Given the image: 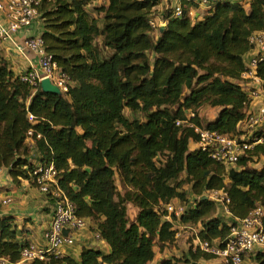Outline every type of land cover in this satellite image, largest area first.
I'll return each instance as SVG.
<instances>
[{"label":"trees","instance_id":"obj_1","mask_svg":"<svg viewBox=\"0 0 264 264\" xmlns=\"http://www.w3.org/2000/svg\"><path fill=\"white\" fill-rule=\"evenodd\" d=\"M160 3L43 0L41 37L70 79L67 93L22 82L32 68L16 75L0 54V168L20 183L32 182L37 164L31 154L53 164L78 216L110 246L109 253L85 248L78 259L63 255L77 240L33 264H150L156 247L163 253L178 243L177 223L195 229L194 241L184 256L161 264H201L216 258L194 251L197 238L223 241L231 223L264 208V130L245 134L250 143L263 142L226 165L192 148L199 135L177 125L193 112V123L204 129L244 136L240 127L258 109L250 94L260 88L244 87L241 79L253 50L250 40L264 32V0L223 3L196 22L187 5L182 18L169 12L161 18L168 20L166 30L154 40L150 22ZM258 73L264 79V63ZM205 108L219 110L214 120L202 119ZM126 110L144 118L130 119ZM255 162L260 166H251ZM214 192L231 200L230 222L219 217L223 208L210 198ZM170 204L183 213L169 212ZM130 206L137 209L135 217ZM22 239L16 218L1 216L0 257L18 262L30 242ZM248 261L264 264V250Z\"/></svg>","mask_w":264,"mask_h":264},{"label":"built area","instance_id":"obj_2","mask_svg":"<svg viewBox=\"0 0 264 264\" xmlns=\"http://www.w3.org/2000/svg\"><path fill=\"white\" fill-rule=\"evenodd\" d=\"M173 1H176V4H173ZM42 2L43 0H0V14L3 16V19L0 18V44L9 45L26 59L30 55H35L39 59L40 69L32 68L22 74V82L36 88L44 79L49 78L62 93H67L70 89V79L59 70L53 56L46 51L42 37L20 38L22 31L40 21L39 8ZM161 2L165 3L167 10H170L172 18H182L187 5L204 7L210 11L220 4L242 2V0H161ZM157 21L163 22L164 20L153 18L150 22L153 28H156ZM250 42L253 50L249 55L241 80L244 87L252 84L260 88L250 94L254 100L253 105L258 108L255 112H250L247 118L249 129L253 132L264 129V91L262 90L264 79L258 73L260 64L264 63V32L254 34ZM195 117V113L192 112L185 121H178L177 125H187L193 129L200 138L199 143L194 147L208 152L211 159L216 162L226 165L236 164L247 150L252 149L256 143L263 142L260 140L250 143L246 135L231 137L204 129L193 123ZM29 119L34 121L33 116ZM29 136H33V133L30 132ZM2 171L3 169L0 168V172ZM31 177V181L39 192L49 196L54 202L52 222L43 236V243L29 242L23 248L21 259L18 262H11L7 258L0 257V264H33L36 261H44L48 255L59 254L63 248L74 246L77 242V235L91 229L90 221L78 216L74 204L60 189L59 173L53 164L38 163ZM210 198L222 202L226 213L230 215L231 200L226 193L214 192ZM0 202L4 206H11L14 200L11 196L1 198L0 193ZM167 209L178 216L184 211L183 207L174 204H170ZM230 230L229 237L223 241L218 240L211 243L197 238L194 251L200 250L210 254L222 260L223 264H246L257 250L264 249V208L258 207L246 218L237 219L235 223L230 224ZM93 235L98 245L104 242L99 233H93Z\"/></svg>","mask_w":264,"mask_h":264},{"label":"crops","instance_id":"obj_3","mask_svg":"<svg viewBox=\"0 0 264 264\" xmlns=\"http://www.w3.org/2000/svg\"><path fill=\"white\" fill-rule=\"evenodd\" d=\"M248 1L250 2L251 0H247V2ZM172 3L176 4V1H173ZM164 6L166 7L165 3L161 2L157 8V11L160 13L158 16H161L160 18L167 16L169 12L168 10H165V12L163 11L162 8ZM206 11L207 10L204 7H191L189 15L191 16L192 21L196 22L201 20V18L206 14ZM0 18L3 19L1 14ZM42 33L43 26L40 22H37L31 28L22 31L20 38L39 37ZM0 52L3 53L9 61L10 67L16 75L26 72L31 68L40 69L39 59L35 55H30V57L26 59L7 44H0ZM246 58V60H248L249 56L247 55ZM214 119L215 117L213 120ZM33 157V162L38 164V154L36 155L33 153ZM0 193L1 198L11 196L14 200V203L11 206H4L2 202H0V214L2 217L14 216L16 218L19 238L22 239V237L26 236L27 240L30 242L37 244L43 243L44 231L49 226L53 218V203L49 202L47 197L39 192L32 182L22 180L20 183H15L7 170L0 172ZM176 227L185 229V227L179 223L176 224ZM189 235L191 234L186 231L182 234V236L181 233H179L177 237L180 239V237L185 238L186 236L189 237ZM77 237L79 244L75 248L63 250V255H70L71 257L78 259L83 249L97 246L102 248V250L106 253L110 252V246L107 242H102L98 245V242L95 240L94 235L90 230L81 232L77 235ZM177 242H179V240ZM157 249H159L158 252ZM263 250L264 249L257 250L254 255ZM155 253L156 257L150 264H161L163 259L172 258L168 257V249H166L163 255H161L162 253L160 252V248L156 247ZM249 263L252 264L251 261H248L246 264ZM201 264H223V262L222 260L216 258L213 260H204Z\"/></svg>","mask_w":264,"mask_h":264},{"label":"rangeland","instance_id":"obj_4","mask_svg":"<svg viewBox=\"0 0 264 264\" xmlns=\"http://www.w3.org/2000/svg\"><path fill=\"white\" fill-rule=\"evenodd\" d=\"M98 3H101V1H99ZM166 7L164 6L162 8L164 12H165V10H167ZM155 14H156V18L160 19L161 16H158V14H160L159 11H156ZM167 22H168V20L167 21H163V22L162 21H159V22L157 21V23L155 25L156 28L154 29V32H153V38H154V40H157L158 36L160 35V30L159 29H161V27H163V26H166L167 25ZM160 25H161V27L159 28ZM1 52H0V54L3 55V53H1ZM218 111H219L218 109L205 108V109H202L201 110L200 115H201V117H202V119L204 121L208 122L210 120H213V118L218 115ZM255 111H252V112H255ZM125 114L130 119H132V118L143 119L144 118V116L142 114H133L130 110H126ZM239 130L241 132H243L244 135L251 132L250 129H249V124H247V122L244 123V124H242V126L240 127ZM262 130H264V129H262ZM191 147L193 148L194 145L191 146ZM31 157L34 158L32 154H31ZM263 161H264V159H263ZM258 163L259 162H255L251 166H260ZM119 190L122 193L124 192V189H123V187L120 184H119ZM185 191L189 192V187L188 186H185ZM218 204L221 205L220 207L223 208L222 202H218ZM129 209H130V215L132 217H135V215L137 214V209L134 206H130ZM218 215H219V217H222L225 222H230V216H228L229 214L226 213V211H225L224 208H223V211L219 208ZM194 230H195L194 228H191V229H183L182 228V229L179 230V232L181 233V236L186 231L189 234H191V235H189V237L186 236L185 238L180 237L179 242L176 245H173V246L167 248L168 249V253H167L168 254V257H174V256H181L182 257V256H184L186 254V251H188L191 248V244L193 243V238L195 237V233H196ZM24 237H26V236H24ZM158 251H159V249H157V252ZM163 253L161 255H163ZM159 255H160V253H159Z\"/></svg>","mask_w":264,"mask_h":264},{"label":"water","instance_id":"obj_5","mask_svg":"<svg viewBox=\"0 0 264 264\" xmlns=\"http://www.w3.org/2000/svg\"><path fill=\"white\" fill-rule=\"evenodd\" d=\"M166 30V26L161 27L160 32L163 33ZM41 86L44 92L50 93V94H61L62 91L58 86L52 83L51 79L46 78L41 82ZM204 199H208V197H204ZM67 231L65 234L67 235Z\"/></svg>","mask_w":264,"mask_h":264},{"label":"bare ground","instance_id":"obj_6","mask_svg":"<svg viewBox=\"0 0 264 264\" xmlns=\"http://www.w3.org/2000/svg\"><path fill=\"white\" fill-rule=\"evenodd\" d=\"M242 134V133H241ZM263 137V136H262Z\"/></svg>","mask_w":264,"mask_h":264}]
</instances>
